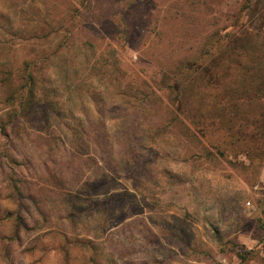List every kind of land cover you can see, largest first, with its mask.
Returning a JSON list of instances; mask_svg holds the SVG:
<instances>
[{
    "label": "rangeland",
    "instance_id": "rangeland-1",
    "mask_svg": "<svg viewBox=\"0 0 264 264\" xmlns=\"http://www.w3.org/2000/svg\"><path fill=\"white\" fill-rule=\"evenodd\" d=\"M264 0H0V264H264Z\"/></svg>",
    "mask_w": 264,
    "mask_h": 264
},
{
    "label": "trees",
    "instance_id": "trees-1",
    "mask_svg": "<svg viewBox=\"0 0 264 264\" xmlns=\"http://www.w3.org/2000/svg\"><path fill=\"white\" fill-rule=\"evenodd\" d=\"M262 85L264 86V82H262Z\"/></svg>",
    "mask_w": 264,
    "mask_h": 264
}]
</instances>
